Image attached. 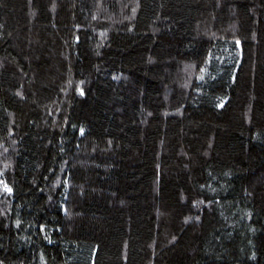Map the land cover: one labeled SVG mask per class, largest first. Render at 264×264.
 Returning <instances> with one entry per match:
<instances>
[{
	"label": "trees",
	"instance_id": "obj_1",
	"mask_svg": "<svg viewBox=\"0 0 264 264\" xmlns=\"http://www.w3.org/2000/svg\"><path fill=\"white\" fill-rule=\"evenodd\" d=\"M0 264H264V0H0Z\"/></svg>",
	"mask_w": 264,
	"mask_h": 264
}]
</instances>
